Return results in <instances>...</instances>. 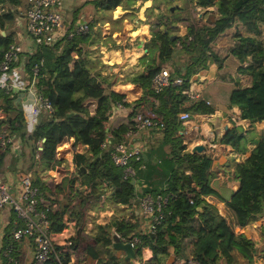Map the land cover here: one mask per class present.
<instances>
[{
    "label": "trees",
    "instance_id": "trees-1",
    "mask_svg": "<svg viewBox=\"0 0 264 264\" xmlns=\"http://www.w3.org/2000/svg\"><path fill=\"white\" fill-rule=\"evenodd\" d=\"M132 1L91 0L95 9L107 12ZM24 2L0 0V30L5 31L4 35L0 32V60L11 42L8 29L15 19L17 6ZM196 3L200 6L214 4L218 16L211 24L189 25L185 34L173 39L170 25L182 17L170 6L167 12L170 15H167L163 12V5H155L160 9V19L155 22L157 28L153 34L143 44L147 52L138 59L140 68L125 75L126 80L141 88V96L134 100V105L122 100L124 94L111 90L106 77L91 70L94 62L84 53V47L92 37L90 30L71 37L65 35L54 44H41L26 55L25 71L29 78L33 76L32 68L38 65L36 93L46 95L53 105V112L43 114L31 132L27 133V119L19 108L20 92H14L6 85L0 86V111L13 112L12 118H0V130L23 140L30 148L32 159L37 141L44 138L37 160L49 168L56 161V145L65 137L74 138L76 172L60 181V185L68 184L70 192L74 190L71 184L77 180L80 184L90 185V196L98 199L104 191L103 186L107 185L113 191L111 197L115 201L132 203L139 196L132 178L148 183L157 167L167 169L160 186L144 188L143 191V194L167 196L156 231L142 232L136 222L132 224L120 218L96 224L91 234L95 244L85 246V252L96 258V264H122L120 260H124L111 247V225L123 237L138 238V257L143 245L151 249V257L143 264H167L170 255L185 259L192 255L204 264H254L255 241L244 232L234 230L231 218L220 213L218 203L222 202L225 208L233 210L236 224L241 228L264 211V127L250 140L254 145L249 154L234 163L238 188L230 198L224 199L210 182L212 156L190 150L192 140L183 136L178 114L181 111H214L205 99H191L184 92L189 88L193 74L214 63L215 79L232 84L227 106L230 109L238 107L240 117L252 123L264 120V0H196ZM188 35L192 36L190 40ZM177 41L181 47H176ZM170 62L172 76L180 77L182 81L168 84L156 92L151 79ZM79 91H84L80 99L75 97ZM150 96H154L157 102ZM118 101L127 105L126 120L107 129L111 109ZM142 102L151 104L164 123L158 131L168 150L159 164H155V158L151 156L145 158L143 153L138 159L131 157L129 163L134 173L125 176L124 166L115 164L110 152L134 128L132 117ZM69 111L74 113L67 115ZM219 141L231 144L234 151H247V136L240 125L232 126ZM76 143L86 145L87 151L76 150ZM9 149L0 151V169ZM79 166H82L80 171ZM32 181L40 194L47 197L41 176L32 177ZM65 207L66 204L62 205L61 211L53 218L55 228L60 227L56 218ZM11 213L8 224L13 226L16 215L13 211ZM74 214L80 216V212ZM78 223V233L86 231L88 223L80 218ZM11 229V226L5 227L3 251L11 246L12 260L8 264H21L15 255L14 247L17 246L11 238ZM75 242H80L79 238ZM67 259L65 256V261ZM45 264H57L55 256L51 254Z\"/></svg>",
    "mask_w": 264,
    "mask_h": 264
},
{
    "label": "crops",
    "instance_id": "crops-1",
    "mask_svg": "<svg viewBox=\"0 0 264 264\" xmlns=\"http://www.w3.org/2000/svg\"><path fill=\"white\" fill-rule=\"evenodd\" d=\"M154 1L155 0H133L128 5H119L110 12L102 9H95L91 0H62L59 5L66 27H72L76 23L82 21L90 24L92 37L84 47V53H86L94 62V67L91 70L96 72L99 71L102 74H105L106 72L105 76L114 75L111 79L106 78L108 82L111 83L109 88L118 93L124 94L123 98L127 102H130L131 105H134V100L141 96V88L138 84L126 80L125 75L131 73V71L139 69L138 59L142 54L147 52V49L143 48V45L139 46V42L140 40H143L144 44L147 38L150 37L151 29L150 26H148L149 23L142 19L144 18L145 20L147 14L150 13L146 12L147 9L149 11L157 9L154 7L155 4L153 3H156V1ZM27 6L28 4L26 0L24 4L17 6L15 19L11 27L8 29V34L11 39L10 43L20 45L22 48L21 54L24 53V55L32 53L36 49L26 32L25 10ZM136 8L138 9L135 10ZM6 9L7 8L5 7L4 10ZM202 9H204V6H202ZM170 26L174 29V34L176 35H183L187 31V26L184 22L179 23L176 21L171 23ZM135 41L137 42L135 43ZM134 44L136 47H134ZM140 48L142 50H140ZM214 71L215 64L211 63L206 69H202L193 74L190 79L189 89L197 92V98L209 100V104L214 107L213 112L193 113V120L201 123L202 131L205 134L210 135V138L217 143L216 148H214V150H216L215 158H213L211 164L213 175L210 182L224 199H228L238 188V180L234 176V163L243 160L249 154L250 149L254 145L250 140L259 133L260 128L264 127V120L252 123L249 120L242 118L243 124L240 126L242 127L243 134L247 136L246 152L234 151L231 144L220 142L219 139L225 134V132L235 125L231 114H235L236 112L240 113V110L238 107L230 109L227 106L232 84L215 79ZM8 74L9 76H5V78L0 81V86L6 85L14 92H20L19 97L23 98L22 106L24 109H27V107L34 102L33 92H35V89L31 90L29 88L27 83L29 76L27 72L15 67V69L8 72ZM83 95L84 91H79L76 93L75 97L78 98ZM126 108L127 105L123 104L120 107L115 106L111 109L107 129H109V126H114L117 123L126 120ZM29 132L31 131H27V133ZM183 136L188 140H192L189 147L190 150L193 144L199 142L187 134H183ZM131 142L141 145L145 158L148 156L155 158V164L161 162L162 156L166 154L168 150V146L165 145L163 139H161V133L156 129L147 130L145 132H140L138 135L135 134L131 136L129 143ZM73 144V137H65L63 141L59 142L55 147L56 161L49 168L44 166L41 161L36 160L34 157L36 164L34 163L32 168L28 170L27 174H30L31 177H33L35 171H37L36 175L38 178L40 176L41 178H46L47 174L55 172L61 175L64 172V168L70 167L69 161L73 157ZM23 147H26L25 149L30 153V148L27 144L25 145V142L24 144L22 143V149ZM75 148L81 152L87 151V146L81 143H76ZM203 152L207 153L208 150L205 148ZM163 167H157L156 173L150 177L148 183L142 179H134L135 188L139 196H137V199L132 203H120L115 201L111 197L113 192L107 185L103 186V189L106 190V192L101 194L98 199H92L93 201L91 204L90 201L85 203H83V201H76V194L82 192L81 189L86 185L80 184L76 180L75 183L71 184L74 190L70 192L68 184L60 185V181L65 175L62 176L60 181L56 182L54 186L60 187V192L58 193V201L60 205L62 206L66 204L65 210L56 218L59 226L63 227V214L67 210H70L69 215L75 220V223L72 226V235L74 239L76 237L75 240L79 238L80 242L83 237L89 235L93 240L91 234L95 231L96 224L110 222L116 218L125 221L128 220L132 222V224H135L136 222L138 225L137 228H140V230L144 232L148 223V217L142 213L141 208V199L144 196L143 191L144 188L160 186L162 184L167 173V169ZM3 169L4 171L0 172V177L12 182L14 186L19 189L20 174L18 171L9 170L8 165L3 167ZM218 207L220 213L226 215L227 219H229V217L231 218V223L235 231H242L247 237L252 238L255 241L256 247H261L264 244V211L257 219L241 228L236 224L234 213L231 208H225L222 202L218 203ZM77 212H80V216L74 214ZM8 217L9 210L5 208L0 214L1 224L4 221H7ZM79 218L88 223L86 231L83 230L80 233H78L80 227L78 223ZM5 227L6 226H0V238H2L4 234ZM113 231L116 232V229L111 225L110 232ZM119 235L121 236L120 233ZM128 236H130V234ZM13 241H15V245L17 246L14 247V249L18 261H20L21 264H31L33 255L32 240L28 237H24L20 240ZM91 244H95V241L93 240V243ZM190 249L191 244H189V250ZM114 250L119 256L121 251ZM151 255V249L148 246L143 245L140 249L139 256L141 263L143 264L145 260L151 257ZM190 256L192 257V255ZM84 257L85 264H96L97 262L96 258L88 252L85 253ZM174 258L176 257L170 255L166 260L167 264ZM70 264L80 263L71 261Z\"/></svg>",
    "mask_w": 264,
    "mask_h": 264
},
{
    "label": "built area",
    "instance_id": "built-area-1",
    "mask_svg": "<svg viewBox=\"0 0 264 264\" xmlns=\"http://www.w3.org/2000/svg\"><path fill=\"white\" fill-rule=\"evenodd\" d=\"M26 1L28 4L25 10L26 32L35 47L41 44H54L65 35L71 37L74 34L85 33L90 30V24L85 21L78 22L72 27L65 26L64 18L59 9L62 0ZM185 25L188 27L187 23H185ZM194 27H196V25ZM191 38L192 36L188 35V40ZM176 47H181L179 41H177ZM21 52V46L15 43H10L4 50L0 60V81L4 79L5 76H9L8 72L14 70L15 67L19 70H26V58L21 55ZM32 71L33 76L29 78L27 82L31 90L34 89L36 83L38 65H35ZM181 81L180 77L172 76L168 65H163L151 79V86L158 92L168 84H179ZM184 92L191 99L197 98V92L191 91L189 88L184 89ZM33 93L34 102L27 107V109H24L22 106L23 98H18L19 108L27 119V131H32L34 129L43 114L53 112V105L46 95L38 94L36 91ZM149 98L157 102L154 96H150ZM142 103H140V108L132 117L134 128L128 131L127 137H131L135 134L138 135L140 132L151 129L161 130L164 126V123L153 110L151 104ZM12 116L13 114L11 111H0V118L7 119L8 117L12 118ZM231 117L235 125L243 124V119L240 117L239 112L235 114L232 113ZM178 118L183 125L182 133L193 137L194 140L203 142L206 146L205 148L208 150L207 153L210 154L212 158H215L216 150H214V148H216L217 143L210 138V135L202 131L201 123L193 120V112L181 111L178 114ZM19 141L18 138L15 139V137L8 135L3 129L0 130V151L10 147L9 150L17 152L19 150ZM43 141L44 138L37 141L35 152V158L37 159L40 156ZM142 153L143 149L141 145L135 143L129 144L125 140H122L114 145L110 155L115 164L124 166L125 176H130L134 173V169L129 163L131 157L134 156L138 159ZM69 162L70 167L64 168V172L61 175L57 172L47 174L46 183L48 186L54 187L62 176L76 171L73 157ZM90 188V185L84 186L82 189L85 191L77 193L75 200L80 202L81 199H84L85 202H91L92 198L89 194ZM105 192L106 190L102 191L101 194ZM166 201L167 196L162 193L156 195L150 193L144 194L141 199V208L142 213L148 217L145 231H156V224L160 221V216L164 211ZM60 207L61 205L57 197L47 198L40 194L39 188L33 183L32 177L29 174H25L20 178L19 189H17L12 182L0 177V211L8 208L12 209L16 215L11 229L12 240H20L24 237H28L32 240L33 255L31 264H45L51 254L55 256L57 264H70L71 261L85 264V254L82 250L81 242H75L72 235V226L75 220L69 215L70 210H67L63 214V227L58 229L54 226L53 218L61 211ZM121 238L129 240L134 248L138 247L139 240L136 236ZM65 256L68 258L67 261H65ZM11 258L10 256V260H12ZM170 264L204 263L194 257H189L188 259L180 257L174 258Z\"/></svg>",
    "mask_w": 264,
    "mask_h": 264
},
{
    "label": "rangeland",
    "instance_id": "rangeland-1",
    "mask_svg": "<svg viewBox=\"0 0 264 264\" xmlns=\"http://www.w3.org/2000/svg\"><path fill=\"white\" fill-rule=\"evenodd\" d=\"M155 1H156V3H153V4H155V5L156 4L163 5V10H164L163 12H165L167 15L168 14L170 15V13H167L168 9H169V6H173V8L175 9L174 11L177 12V14H180V16L182 17L181 19L178 20V22L179 23H183L184 22V24L187 23L188 26L189 25L201 26L203 24H211V23L214 22V20L218 16L217 10H216V6L214 4L213 5L210 4V5L204 6V9H202V6L198 5L196 3V0H155ZM137 9L138 8H136L135 10H137ZM159 11H160V9H159ZM159 11H158V9H156L154 11H152V10L149 11L147 9L146 12H150V13L147 14V16L145 17V20H144V18L142 19L143 21H146V22L149 23L148 26H150V29H151L150 36L153 34L154 29L157 28L156 25H155V22L159 21V19H160L159 16H158L159 15V13H158ZM135 17H136V15H135ZM169 31L175 33L173 28L170 29ZM136 42L137 41H135V43ZM134 47H136L135 44H134ZM140 50H142V49L140 48ZM140 52H142V51H140ZM21 55L23 57L27 58L26 55H24V53H22ZM171 64H172L171 62L167 64L169 68H172ZM138 68H140V66ZM97 75H99L100 77L104 76L107 79H111L114 76V75L105 76L106 72H105V74H102L99 71H97ZM80 98L81 97H78V99H80ZM122 100H124V98H122ZM205 101L207 103H209V100L205 99ZM122 105L123 104L120 101L116 102V106L120 107ZM11 113L13 114L12 111H11ZM130 138L131 137H127L125 139V141L127 143H129ZM19 140H20L19 144H18L19 145V150L17 152L12 151V150H7L5 158H4L5 162H3L2 167L0 169V172L4 171L3 167L8 165V169L11 170V171H18V173L20 174V178H21L23 175H25V172H26V174L28 173V170L30 168H32V166L34 165V163L36 164V162L34 160V157L32 159V156L30 155L28 150L25 149L26 147H23V149H22V143L24 144V141L23 140L21 141V139H19ZM16 142H17V140H16ZM132 143L133 142H131L129 144H132ZM35 159L37 160V158H35ZM36 172L37 171H35V175H33V178H35L37 176ZM75 172H70V174H67V175L65 174L64 177H71V176L74 175ZM42 181L44 182V186L46 188L45 194L47 195V198H49V196H52L53 198H55V197L58 198V193L60 192L59 191L60 187H57V186L56 187H50V186H48V184L46 183V178H42ZM81 191H82V189H81ZM91 198L94 199L95 197L93 196ZM58 200H59V198H58ZM81 201H83V203L85 202L84 199H81L80 202ZM92 201L90 202V204L92 203ZM8 210H9V216H10L12 214L11 212L13 210L12 209H8ZM2 211L3 210L0 211V214H1ZM0 220H1V218H0ZM8 223H9V217H8V220L4 221L2 224L0 222V226H11L12 227V223H11V225L8 224ZM4 235H5V228H4V234H3L2 238H0V264H8L9 260H10V254H11V249H10L11 246H8L7 248H5L4 249L5 252L3 251L2 241H3ZM91 243H93V240H92L90 235L86 236V237H83V239L81 241V245H82V250L84 251V254L86 253L85 252V246L87 244H91ZM3 256L6 257L7 259L5 260V258ZM119 256H122V252L119 254ZM253 259H254V264H264V244L261 247L257 246V250H256V252L253 255ZM170 262H171V260H170ZM120 263H122V264H130V262L125 260V259L124 260H120Z\"/></svg>",
    "mask_w": 264,
    "mask_h": 264
},
{
    "label": "water",
    "instance_id": "water-1",
    "mask_svg": "<svg viewBox=\"0 0 264 264\" xmlns=\"http://www.w3.org/2000/svg\"><path fill=\"white\" fill-rule=\"evenodd\" d=\"M171 9H173V6H170ZM175 26V25H174ZM177 27V26H175ZM166 31V30H165ZM1 34H4L3 30H0ZM176 36V34H172L171 38L173 39ZM143 45V40H140L139 46ZM74 113L73 111L67 112V115H70ZM5 126H3L4 128ZM205 144L203 142H198L196 144H193L191 146V151L195 153H202L205 150ZM82 169V166H79L78 171ZM131 182H134V179L132 178ZM112 191V190H111ZM113 192V191H112ZM111 246L116 249L120 250L122 252V256L125 260H128L130 264H141V261L138 257V254L136 252V248H134L130 241L127 239L121 238L118 232H111Z\"/></svg>",
    "mask_w": 264,
    "mask_h": 264
}]
</instances>
